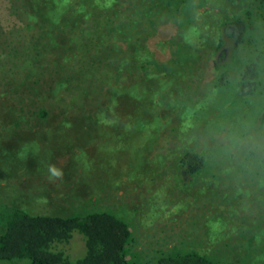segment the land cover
<instances>
[{
    "label": "rangeland",
    "instance_id": "374dc122",
    "mask_svg": "<svg viewBox=\"0 0 264 264\" xmlns=\"http://www.w3.org/2000/svg\"><path fill=\"white\" fill-rule=\"evenodd\" d=\"M160 1L175 15L172 37L183 41L220 33L223 48L200 46L202 52L192 57L186 48L175 46L171 57L168 51L163 71L150 68L155 83L143 121L87 118L100 108H118L105 75L103 82L91 83L98 102L89 112L57 108L40 127L18 135L22 145L10 164L14 120L25 114H17L7 96L10 83L30 69L25 49L31 37L13 13L14 0H0V143L9 142L0 147V202L44 214L110 210L132 228L130 257L154 258L178 249L207 253L222 264H264V0H150V9L143 8L148 0H118L121 9L114 8L126 21V14L138 10L158 20ZM80 2L69 1L66 10L76 12ZM236 20L246 25L238 48ZM215 57L225 66L211 78ZM251 59L260 63L259 84L242 92L238 82ZM226 70L230 82L219 87ZM192 150L207 157L197 174L180 162ZM51 167L61 175L53 176ZM63 249L73 259L81 257L82 236L76 233Z\"/></svg>",
    "mask_w": 264,
    "mask_h": 264
},
{
    "label": "trees",
    "instance_id": "16d2710c",
    "mask_svg": "<svg viewBox=\"0 0 264 264\" xmlns=\"http://www.w3.org/2000/svg\"><path fill=\"white\" fill-rule=\"evenodd\" d=\"M69 1L14 0L13 13L23 24L21 28L27 31L26 37L31 39L25 49L26 66L30 69L26 76L23 73L17 82L10 83L7 96L8 105L17 107V114L19 110L25 114L21 120H14L13 143L11 150L8 149L12 156L7 159L10 164L15 162L22 145L16 142L20 139L18 135L40 127L57 108L81 107L89 112L90 104L98 102L90 89L91 83H101L107 76L111 81L112 103L118 108H100L94 114L89 112V120L114 116L122 117L127 123L137 122L142 120L148 103H151L149 97L155 76L150 68L163 71L170 61L164 57L168 51L171 57L175 46L178 50L186 48L192 57L199 55L203 48L218 51L225 43V37L220 33L218 37H183V41L182 37H172L170 32L175 27V15H171V11L167 14L161 1L158 11H155L159 21L150 18L152 15L142 16L140 10L126 14L129 19L126 21L116 12V8H120L118 0H81L76 12L66 10ZM108 6L112 9L106 11ZM143 8L150 9V0ZM123 21L125 26L120 27ZM233 25L238 48L246 39V25L241 20L234 21ZM224 66L218 58H213L211 78H214V70ZM259 74V61L251 59L240 76L239 90L255 91ZM229 82L230 72L226 70L216 85L226 86ZM18 101L21 104H17ZM102 110L106 112L101 113ZM11 112L9 110L13 120L15 109ZM260 122L264 123V109ZM7 145L9 142L5 145L0 143L1 148ZM180 162L188 173L197 174L206 168L207 157L192 150L185 152ZM0 226V262L222 264L209 254L196 250L173 249L154 258L130 257V248L135 241L132 228L110 210H94L84 215L44 214L0 202ZM76 233L83 238L85 252L73 259L63 247L73 240Z\"/></svg>",
    "mask_w": 264,
    "mask_h": 264
},
{
    "label": "clouds",
    "instance_id": "9594fccd",
    "mask_svg": "<svg viewBox=\"0 0 264 264\" xmlns=\"http://www.w3.org/2000/svg\"><path fill=\"white\" fill-rule=\"evenodd\" d=\"M226 136H227V134H226ZM251 146L255 147V144L253 143ZM50 171H51L53 176H60L61 175V173L55 167H51Z\"/></svg>",
    "mask_w": 264,
    "mask_h": 264
}]
</instances>
